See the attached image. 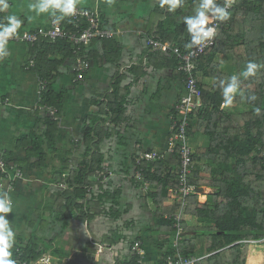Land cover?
Wrapping results in <instances>:
<instances>
[{
  "label": "trees",
  "instance_id": "1",
  "mask_svg": "<svg viewBox=\"0 0 264 264\" xmlns=\"http://www.w3.org/2000/svg\"><path fill=\"white\" fill-rule=\"evenodd\" d=\"M196 2L197 0H184L183 6L172 12L166 22L158 20L156 28L149 36L169 42L182 53L187 52L190 48L186 45L191 42L192 34L187 32L186 24L174 23L173 19ZM222 4V0H215L217 7ZM232 4L229 19L219 22L215 45L196 61L194 74L201 91V106L187 117L188 139L202 136L207 141L205 146L196 145L191 148L192 166L188 183L197 187H208L213 191L207 196L204 204L197 202V196H189L179 220L175 221L173 216L179 213V204L170 190L178 186L177 150L162 156L157 153L156 159L143 161L140 166V178L134 176L139 167L136 166V159L133 160L130 181L142 191V200L150 201L153 207L151 226L143 236L138 235L128 243L125 237L119 234L103 237L100 242L92 240L85 243V257H88L92 264L100 262L94 260L99 245L105 248L103 253H114L113 249L118 241L123 245L128 244L127 254L119 252L116 257L113 256V264H163L168 256L175 254L200 257V264H264V67H260L254 76L245 78L240 75L247 70L249 62L264 65V0H233ZM159 11L160 7L156 9L157 14ZM54 12L58 18L59 10ZM4 18L5 14L0 13V23L6 24ZM60 22L65 30L73 31L68 17L60 19ZM246 25H249L251 31L257 27L259 33L252 39L257 43H244L241 49L237 46V38L241 36L236 35L235 31L240 26L245 28ZM169 26H172V30L167 29ZM91 45L93 48L82 49L77 54L66 39H39L33 45H28V57L31 60L27 64L28 70L37 74L41 82L47 83L39 94L38 107L51 114L43 119L45 128L42 133L32 130L19 138L17 147L25 150V159L17 161L11 154H3L7 164L13 163L14 167L21 171L24 164L31 162L41 169L48 167L45 143H53L59 135L58 121L64 103V92H54L53 84L61 75L60 68L64 62L79 57L82 63L100 60L114 63L119 69L121 54L114 41L95 40ZM96 47H99L100 51ZM221 51L230 56L231 64L237 72L238 90L232 97V103L241 108L240 110L230 111L221 107L225 99L223 88L228 81L231 83L229 76L221 72L216 74L215 83L211 87L204 86L199 81L200 73L203 77L211 76L213 69L209 63L212 62L213 56ZM149 65L155 69L171 70L174 79L182 86L177 102L184 93V84L182 74L177 71L176 56L148 51L145 66ZM140 67L134 65L128 70L138 74L141 73ZM123 78L117 71L110 92H104L97 104L98 111L106 120L99 119L86 124L81 129L76 143L72 144L74 149L71 152H78V156L71 159L62 155L58 158L59 167L51 169V184H63L64 188L47 211L53 214L55 220H62L64 230L72 220L80 224L87 223L88 226V223L94 222L99 216L112 219L120 217L119 211L113 207L118 205L120 188L109 193L103 185L111 172L108 170L109 166H105L107 160H104L101 144L112 135L111 131L108 132L103 127L105 122L111 127H116L123 119L128 95V87L121 86ZM176 102L169 114L174 118L178 117L174 111ZM171 126L170 120L169 137L177 130V127ZM69 159L73 162L71 165ZM2 178L0 173V184ZM107 202L111 205L105 209ZM188 220L196 221V225L189 226ZM47 224V221L40 219L38 222L30 221L28 227L36 228L39 233ZM33 236L25 246L14 244L12 249L19 247L22 251L21 260L27 264L34 263L48 252L58 263L70 254V250L63 246L54 247L53 240L44 241ZM20 237L18 236L19 241ZM42 240L44 245L40 246L38 241ZM139 240L145 249L142 263H138V255L130 253L131 246ZM149 251L155 252L156 255L149 257Z\"/></svg>",
  "mask_w": 264,
  "mask_h": 264
},
{
  "label": "crops",
  "instance_id": "2",
  "mask_svg": "<svg viewBox=\"0 0 264 264\" xmlns=\"http://www.w3.org/2000/svg\"><path fill=\"white\" fill-rule=\"evenodd\" d=\"M6 2L9 4V8L6 11H0V13L5 14L6 23V17L9 15H16L18 19L23 21L18 32L45 29L48 26L49 19L53 16L51 12L37 15L35 11L29 9V5L37 3L38 0H6ZM145 3L146 0H121L120 10L113 15L115 19H120L119 30L121 34L111 39L120 50L119 69L115 67L114 63L110 64L105 61L93 60L88 62L90 66L84 73L83 83L72 84L71 78L67 73V66L70 63L66 61L61 66V75L53 84L54 92H64V103L59 118V135L53 143H45V152L49 148H52L55 152L56 150L59 152L63 151L64 153L57 152V159L62 155L70 158L75 156V152H71L74 149L72 144L76 143L72 138H78L81 129L86 124L94 120H106V117L98 111L97 104L100 102L104 92H110L112 80L118 71L119 75L124 76L121 86L128 87V95L121 123L116 127H111L106 121L103 126L108 132H112V135L101 144L104 160H109L111 155H113L118 161L127 162L130 159L135 161L140 154L144 153H159L160 156L166 153L169 146L170 119L168 117H170V110L182 91V86L179 81L174 79L170 69H155L151 65L145 66V62L148 51H150L146 46L147 38L151 37L149 33L154 31L159 22L158 20L166 22L172 12L167 10V6L162 8L160 3L151 4L146 16L144 13L142 14V11L135 14L128 12V9L133 7L138 9ZM199 5L200 0H197L195 5L175 17L173 19L174 23L181 24L178 22V18L182 16L183 18L186 16L194 18L196 16L195 8H198ZM122 6L127 9H122ZM158 7H160L159 14L156 12ZM208 15L210 19L214 17L212 13H208ZM102 22L106 27L104 20ZM167 29L172 30V26ZM258 33L257 27H255L254 31L250 30L249 25H246L245 28L238 27L235 34L241 37L237 38V46L242 49L241 46H244V43L247 45L253 42L257 43V41L252 39ZM144 35L146 39L143 37ZM142 38H144V42L141 44ZM91 44L88 49L93 48ZM96 48L100 51L99 47ZM28 50L27 44L8 43V47L5 49L6 54L0 55V153H9L17 161L25 159V150L22 147H17L19 138L27 135L32 130L36 133H42L45 128L43 119L49 115V112L47 114L44 109H39L38 107V87L41 79L37 74L28 70L27 64L31 62L28 57ZM131 63H133L131 66H141V73L137 74V72L129 71L128 69L131 66L125 68ZM209 65L213 69L210 72L211 76L203 77L200 73L199 81L204 86H213L215 76L220 72L229 77L237 76V72H235V68L231 64L230 56L223 53V51L216 53ZM205 69H207V66ZM63 80H66L71 86L67 82L62 83ZM83 84L85 85L83 86ZM228 84L229 81L227 82ZM68 87L74 89L69 90ZM73 90H76V92H73ZM223 108L230 111L241 109L235 103ZM73 133L74 135H72ZM195 139L203 141L198 143V145L205 146L207 143L205 138L199 136L189 140L191 147L197 145L194 143ZM191 142L194 143L193 146ZM65 146H67L66 149ZM23 166L25 177L32 174L34 177L43 178L41 169L38 170L34 163H26ZM108 170L111 171L110 169ZM124 171H127V169L124 168ZM111 174L114 173L112 172ZM49 182L51 184L50 180ZM200 189L202 191H199L200 196L197 200L200 204H204L207 196L213 190L204 186H201ZM30 192H33V190L30 189L28 183L21 180L15 186L11 198L16 200L17 197H20L23 203L29 193V203H35V196L30 195ZM49 194L51 195L50 191H48ZM51 207L43 206L41 209L40 204L37 203L34 209L41 210V219L46 220V217L49 216L50 221H54L55 217L53 214L47 211V208L50 209ZM85 227H87V223ZM55 238L50 239L55 241ZM54 247H57L56 244ZM57 263L54 261L52 264Z\"/></svg>",
  "mask_w": 264,
  "mask_h": 264
},
{
  "label": "rangeland",
  "instance_id": "3",
  "mask_svg": "<svg viewBox=\"0 0 264 264\" xmlns=\"http://www.w3.org/2000/svg\"><path fill=\"white\" fill-rule=\"evenodd\" d=\"M98 2V3H97ZM97 3V4H96ZM159 0H146L144 5H141L136 9L135 7L128 9L130 14L138 13L142 11V14L146 16L147 12L150 9L151 4H159ZM78 7L88 8L89 10H98L99 15L104 22L106 23V27L111 29H119L120 28V19H115L113 17L114 13L119 11V7H121V0H80V3L77 4ZM122 9H127L125 6H122ZM187 10V9H185ZM184 10V11H185ZM183 11V12H184ZM182 17L178 18V22L182 23ZM132 24V23H131ZM178 24V23H177ZM131 27V25H130ZM146 39V36H143ZM144 38H142L141 44L144 42ZM70 65H68V75L71 80L76 76V70L79 69V65L75 59L67 60ZM88 68L90 64L87 65ZM74 77H71V76ZM84 76L82 79L77 82V84L83 83ZM66 80H63L62 83H66ZM67 84H69L67 82ZM74 84V83H72ZM70 85V84H69ZM85 84H83L84 86ZM71 86V85H70ZM40 87V85H39ZM38 87V91L39 90ZM69 90L74 89L72 87H68ZM86 90V89H85ZM76 90H73V92ZM76 95V93H74ZM74 95V96H75ZM50 113V112H49ZM51 114V113H50ZM72 116V115H71ZM70 120V119H69ZM60 125V120L58 121ZM71 132V131H70ZM73 132V130H72ZM71 134V133H70ZM74 135V133L72 134ZM76 139L72 138L73 141L76 142ZM203 142V141H202ZM200 139L194 141L195 144L202 143ZM63 143V142H62ZM191 142V145H194ZM67 146H65L66 149ZM58 153H64L63 151L56 152L52 149H46V154L49 156L47 158L48 169H41L36 167L38 170L41 169V173L43 174V178L34 177L32 174H29L28 177H25L24 174V166L22 167V178L17 180L14 184L17 185L18 182L26 181L30 186V189L33 192H30V195L35 196V203H29L30 197H27L26 200L21 201L20 197H17L16 200L11 198L12 193L14 192L15 186L12 187V192H9V197L11 199L12 204V212L8 213L6 219L9 220L10 227L15 233V245L16 246H25L29 243L30 239L33 236L34 238L38 237V239H43L44 241L49 240L50 238L56 237L53 243L56 244L57 247H65L69 251L68 257L63 259V261L59 264H92L88 257L86 256L85 243L92 242L95 240L96 242H100L103 237H109L110 235L115 236L113 234H119V236H123L126 239V242L132 241L138 235H142L146 232L147 228L151 226L152 223V205L150 201L144 202L142 200V191L139 188H136L130 181V177L133 174V161L127 160V162L118 161L115 159L113 155L111 158L105 162V166L108 167L114 174L108 176V179L104 182V187L106 191L112 193L114 190L120 188V196L118 198V205H113L115 210H118L120 213V217L118 219H112L104 216H99L95 219L94 222L88 223V226L85 227L84 224H80L76 221H70L68 228L64 230L62 228V220L50 221L49 216L46 217L47 227L43 229L41 232H37L36 228H29V222L35 221L38 222L40 218L41 210H35L34 206L39 203L40 208L43 206L51 207L55 198L58 196L59 192L63 190L64 185L60 184L59 186L50 184L49 180L52 176L51 169L59 167L60 163L56 157ZM75 157L78 156V152H75ZM70 158V157H69ZM73 157H71L72 159ZM70 161V165L73 163ZM124 168L127 171H124ZM35 172V171H33ZM35 174V173H34ZM31 180V181H28ZM126 186V187H125ZM5 188H0V193L5 192ZM48 191L51 192V195H48ZM48 196V197H47ZM110 202H107L104 205L105 209L110 207ZM42 206V207H41ZM45 208V207H44ZM189 226L196 225V221L188 220ZM38 227V226H37ZM32 232H36L32 234ZM191 235V233H188ZM18 236H21V241L18 240ZM42 241H38L40 246H43L44 243ZM51 240V239H50ZM94 242V241H93ZM127 243H121L118 241L117 245L114 246L113 252H105L99 253L94 256V260H100L99 264H113V256L116 257L119 252L123 254H127ZM148 255L150 257L155 256V252L149 251Z\"/></svg>",
  "mask_w": 264,
  "mask_h": 264
},
{
  "label": "built area",
  "instance_id": "4",
  "mask_svg": "<svg viewBox=\"0 0 264 264\" xmlns=\"http://www.w3.org/2000/svg\"><path fill=\"white\" fill-rule=\"evenodd\" d=\"M223 4L220 8H224L225 0H222ZM233 9L227 8L229 13ZM71 20L73 25V31L69 32L64 29L60 20L53 15L48 22V26L45 29L38 31H20L17 37L11 38L8 43H23L27 45H33L39 39L45 40H57L66 39L68 40L73 48L74 53H79L82 49H88L90 44L95 40H111L121 34L119 29H111L103 25L102 19L99 15V11L89 10L88 8H82L77 6V11L74 15L66 16ZM212 23L208 24L207 27L216 28V34L220 28V19L218 15L212 18ZM216 34L211 40L205 41L203 44L194 45L187 52L182 53L177 47L172 46L169 42H162L153 37H149L146 40L147 48L152 52H161L164 55H175L178 59L177 71L182 74V82L184 84V93L176 102L174 107L175 113L178 117L174 118L170 115L169 119L172 121V126L177 127V130L168 138L169 146L166 153H173L177 150L179 156L178 166V186L175 189H171L170 192L176 202L179 204V213L173 216L175 221L179 220L180 213L187 205V198L189 196H200V187L194 186L188 183V175L192 166V147L189 144V139L186 135L187 117L196 108L201 106V91L198 86L194 71L196 69V61L201 57L208 49L215 45ZM79 65V69L76 70V76L71 80L72 83L79 82L83 74L88 69L87 63H82L79 57L75 59ZM133 63L127 65L125 68H129ZM46 82H40L39 93L46 87ZM158 157L157 153H144L140 154L136 158V166L139 167L134 176L140 178L142 176V169L140 168L143 161H151ZM0 173L2 175V181L0 188H5L6 192H10L15 181L22 178V171L13 166L7 164L4 160L3 154L0 153ZM110 174V173H109ZM198 202V200H197ZM199 203V202H198ZM170 218V216H165ZM86 225V223H85ZM105 248L101 245L98 246L96 254L104 252ZM111 250V248H108ZM13 253V259L16 260L17 264H27L22 261V251L19 247L11 250ZM112 251V250H111ZM131 254H136L140 257L138 263H142L145 257V249L142 241H136L130 248ZM202 258L200 257H183L179 254L168 256L163 264H200ZM54 261L58 262L57 259L53 258L49 253L43 254L37 261L32 264H52Z\"/></svg>",
  "mask_w": 264,
  "mask_h": 264
},
{
  "label": "clouds",
  "instance_id": "5",
  "mask_svg": "<svg viewBox=\"0 0 264 264\" xmlns=\"http://www.w3.org/2000/svg\"><path fill=\"white\" fill-rule=\"evenodd\" d=\"M111 0H109V3ZM160 6L163 8L167 6L169 12H175L184 4V0H159ZM233 0H225L224 8L217 7L215 0H200V5L195 8L196 16H186L183 18L184 24L187 25V32L192 34V40L186 45L192 48L193 45L203 44L205 41L211 40L216 34V28L207 27L212 23L208 13L213 16L218 15L221 21L229 19L227 8L231 7ZM80 0H38L37 3L30 4L29 9L36 12L37 15L41 13L51 12L55 15L54 10H59V17L57 20L63 19L65 16L74 15L77 11V4ZM9 4L6 0H0V11H6ZM7 23H0V55H5V49L8 47V41L18 36V30L21 28L23 21L18 19L16 15H9L6 17ZM264 65H258L254 62H249L246 66V71L241 72L240 75L247 78L254 76L257 70ZM231 83L223 88V100L221 107H228L232 104V97L237 93V76L233 75L230 78ZM223 83V82H222ZM12 212L11 199L8 192L0 193V264H17L13 259L12 249L15 244V233L10 227L9 220L6 219L8 213Z\"/></svg>",
  "mask_w": 264,
  "mask_h": 264
},
{
  "label": "water",
  "instance_id": "6",
  "mask_svg": "<svg viewBox=\"0 0 264 264\" xmlns=\"http://www.w3.org/2000/svg\"><path fill=\"white\" fill-rule=\"evenodd\" d=\"M10 165H13V163H10ZM199 191H202V189H200Z\"/></svg>",
  "mask_w": 264,
  "mask_h": 264
},
{
  "label": "bare ground",
  "instance_id": "7",
  "mask_svg": "<svg viewBox=\"0 0 264 264\" xmlns=\"http://www.w3.org/2000/svg\"><path fill=\"white\" fill-rule=\"evenodd\" d=\"M70 31V30H69ZM84 58V57H83ZM169 118V117H168ZM140 241V240H139Z\"/></svg>",
  "mask_w": 264,
  "mask_h": 264
}]
</instances>
